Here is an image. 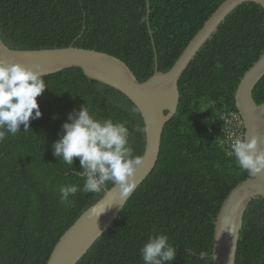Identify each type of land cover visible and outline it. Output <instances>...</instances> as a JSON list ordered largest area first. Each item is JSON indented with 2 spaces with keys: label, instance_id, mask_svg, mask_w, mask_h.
<instances>
[{
  "label": "trees",
  "instance_id": "trees-1",
  "mask_svg": "<svg viewBox=\"0 0 264 264\" xmlns=\"http://www.w3.org/2000/svg\"><path fill=\"white\" fill-rule=\"evenodd\" d=\"M226 0H0V37L14 50L77 47L113 55L143 83L168 72ZM152 32V33H151ZM264 54V8L235 9L179 82L180 104L164 129L156 168L78 264H143L149 236L177 248L172 264H214L215 221L229 193L248 179L224 145L220 117L238 112L244 74ZM42 118L0 143V264H47L61 237L113 186L78 192L69 205L59 187L83 186L80 160L53 155L70 113L88 104L97 118L127 121L134 154L146 144L137 107L121 92L73 68L44 76ZM264 103V77L253 91ZM137 126L141 131H133ZM75 170V171H74ZM236 264H264V199L246 210Z\"/></svg>",
  "mask_w": 264,
  "mask_h": 264
},
{
  "label": "water",
  "instance_id": "water-1",
  "mask_svg": "<svg viewBox=\"0 0 264 264\" xmlns=\"http://www.w3.org/2000/svg\"><path fill=\"white\" fill-rule=\"evenodd\" d=\"M250 2L264 8V0L223 2L189 42L174 66L163 73L158 70L156 61V72L143 83L125 62L107 53L77 47L14 50L0 37V59L33 69L43 77L79 68L89 79L124 94L139 110L145 126L143 164L137 170V187L133 193L126 201H121L118 190L113 187L107 190L65 232L54 247L47 264H78L119 217L129 199L157 166L165 126L174 118L180 104L179 82L182 75L227 17L239 6ZM263 77L264 54L244 74L235 95V105L245 127V138L250 142L254 137H259V151H264V103H256L253 91ZM257 197L264 199V172L240 182L224 201L215 221L212 253L214 264H236L244 215Z\"/></svg>",
  "mask_w": 264,
  "mask_h": 264
},
{
  "label": "clouds",
  "instance_id": "clouds-1",
  "mask_svg": "<svg viewBox=\"0 0 264 264\" xmlns=\"http://www.w3.org/2000/svg\"><path fill=\"white\" fill-rule=\"evenodd\" d=\"M48 89L43 76L18 63L0 59V143L7 136L30 130L31 121L42 118L38 97ZM127 121L97 118L88 104L70 113L63 124V134L53 144V155L67 165L74 166L79 158L83 178L78 184L59 187L60 202L66 206L78 192L100 193L110 183L119 191V199L126 201L137 187L136 173L143 157L134 154ZM133 131H141L137 126ZM229 154L238 167L249 175L264 172V151H259L260 138H230ZM75 171V170H74ZM143 264H172L177 248L167 235L149 236L140 249Z\"/></svg>",
  "mask_w": 264,
  "mask_h": 264
},
{
  "label": "built area",
  "instance_id": "built-area-1",
  "mask_svg": "<svg viewBox=\"0 0 264 264\" xmlns=\"http://www.w3.org/2000/svg\"><path fill=\"white\" fill-rule=\"evenodd\" d=\"M222 131L224 133V145L230 149V138H245V127L239 112L223 113L220 117ZM234 157L233 155H231ZM235 158V157H234Z\"/></svg>",
  "mask_w": 264,
  "mask_h": 264
}]
</instances>
